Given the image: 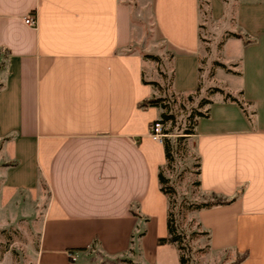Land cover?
I'll list each match as a JSON object with an SVG mask.
<instances>
[{
	"label": "crops",
	"instance_id": "obj_1",
	"mask_svg": "<svg viewBox=\"0 0 264 264\" xmlns=\"http://www.w3.org/2000/svg\"><path fill=\"white\" fill-rule=\"evenodd\" d=\"M227 3L0 0L5 182L48 190L36 264H169L162 250L174 246L158 242L168 236L166 155L150 134L161 110L140 106L155 91L144 56L153 34L172 50L174 89L194 92L202 15L228 23ZM230 13L229 32L240 37L226 42L237 39L239 54L225 92L244 107L218 93L198 121L196 148L202 190L237 198L197 217L213 251L264 264V0H236Z\"/></svg>",
	"mask_w": 264,
	"mask_h": 264
},
{
	"label": "rangeland",
	"instance_id": "obj_2",
	"mask_svg": "<svg viewBox=\"0 0 264 264\" xmlns=\"http://www.w3.org/2000/svg\"><path fill=\"white\" fill-rule=\"evenodd\" d=\"M228 5V23L215 22L209 9L202 15L204 28L202 29V43L200 58L202 66V84L199 93L180 94L170 84L172 75V50L158 42L153 34L149 35L148 42L151 49L148 52L159 56L160 59H146V77L154 85V96L168 98L163 101L167 104L163 111H171L176 116V122H168L170 138L175 140L181 136L185 126L189 124L188 115L191 109L197 107L203 98H216L218 93L212 89L220 87L226 90L231 74L238 67L233 60L239 54L237 39L226 42L231 36L230 9L236 0H225ZM149 33V32H148ZM226 42V43H225ZM225 64L222 67L220 64ZM7 57L0 49V88L6 77ZM209 105L204 107L206 110ZM5 140L0 138V264H36V255L39 245L40 224L42 214L48 200V190L40 188L38 191H28L9 188L5 182L7 157L4 150ZM198 154L192 142H182L178 148L173 164L164 169L170 184L175 187L176 224L181 234V249L166 247L162 250L164 260L169 264H231L240 256L234 252L218 253L211 249L210 239L202 232L205 230L199 223L197 212L189 211L190 202L208 198L197 186ZM180 254L186 261L181 263ZM125 264V263H124Z\"/></svg>",
	"mask_w": 264,
	"mask_h": 264
},
{
	"label": "trees",
	"instance_id": "obj_3",
	"mask_svg": "<svg viewBox=\"0 0 264 264\" xmlns=\"http://www.w3.org/2000/svg\"><path fill=\"white\" fill-rule=\"evenodd\" d=\"M230 34L233 37H240V35L238 33L231 32ZM144 58L145 59H155V60L160 59L159 56H155L154 54H147L144 56ZM220 65L222 67H225V64L221 63ZM144 82L151 84V85H154L153 82H150V81L148 82L147 80H144ZM170 84L174 88V72H173V70H172V75L170 78ZM200 90H201V85L194 92H191L188 94L193 95L194 93H199ZM178 93H180V92H178ZM212 93H222L225 95L226 100L236 101L240 105L243 106V103L240 102V100L236 96L232 95L229 92H225V90H223L220 87L213 88ZM180 94H182V93H180ZM165 99H168V98H165ZM165 99L160 97V96H152L151 98L144 100L140 104V106L142 108H145V109L148 107H158L161 110L159 119L164 123V128H165L164 133L167 134V136H165L162 140V142L164 144V149H165L166 164L160 168L159 181H160V188L168 199V236L166 238H160L158 242L160 245H163V244L176 245L178 250H180L181 249V243H182V237H181V234L178 232V225L176 224V212H175V208H174L175 201L173 200V198L175 197V194H176V190H175V187L172 184H170L169 178H167L165 176L164 169L173 164L175 157H176V154L178 153V148L183 141L186 142V144H189L192 142V145H194L196 147V145H197L196 136H197L198 121L201 118H205V117L209 116L210 106L213 103V100L211 98L201 99L199 102V105L197 107H194L191 109V112L188 115L189 124L187 126H185L184 131L182 132V135L177 136V138L175 140H173L172 138H170V136H168V134H170V132H169L170 130L165 127V124H167L168 122H172V123L174 122L175 123L176 122V116L171 111L169 112V111H163L162 110L167 105V104H163V101ZM206 105H209V107L206 110H204V107ZM196 151H197V148H196ZM197 154H198V151H197ZM197 167H198L197 174H198L199 178H198L196 184L203 193H205L206 195H209V196H208V198L200 200V201L190 202L189 206H188L189 211L198 213V212L205 210V209H210V208H213L216 206L231 203L237 198V196H235L231 199H225L221 196H218L215 193H208V192L203 191L201 188V179H200L201 161H200L199 155H198ZM199 224L202 226L201 222ZM202 233L204 235L208 236V238L210 239L211 234L208 230H204ZM244 257H245L244 255L240 256L238 259H236L231 264L240 263ZM180 261H181V263H185V261H186L183 254H180Z\"/></svg>",
	"mask_w": 264,
	"mask_h": 264
},
{
	"label": "built area",
	"instance_id": "obj_4",
	"mask_svg": "<svg viewBox=\"0 0 264 264\" xmlns=\"http://www.w3.org/2000/svg\"><path fill=\"white\" fill-rule=\"evenodd\" d=\"M25 20H26V23L30 26H36L37 25V19L34 15H28ZM164 129H165L164 123L160 119H158L152 123L151 129H150V134L154 139H156L158 141H162L163 138L165 136H167V134L164 133ZM70 257L73 260H77L74 253H70Z\"/></svg>",
	"mask_w": 264,
	"mask_h": 264
}]
</instances>
